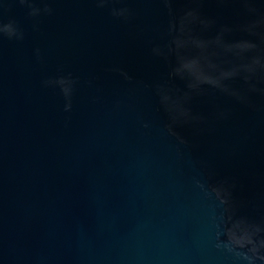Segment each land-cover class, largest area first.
I'll return each instance as SVG.
<instances>
[{"label":"water","instance_id":"obj_1","mask_svg":"<svg viewBox=\"0 0 264 264\" xmlns=\"http://www.w3.org/2000/svg\"><path fill=\"white\" fill-rule=\"evenodd\" d=\"M49 6L52 15L33 21L0 0L2 19L25 32L22 42L0 41V264H230L214 247L216 202L196 181L224 182L240 214L264 216V100L253 112L218 98L231 117L180 129L188 145L179 146L137 83L168 71L150 52L167 23L161 6L128 0L129 23L92 0ZM238 8L202 5L230 23ZM68 74L77 84L64 112L58 89L42 81ZM193 107L213 111L204 100Z\"/></svg>","mask_w":264,"mask_h":264},{"label":"clouds","instance_id":"obj_2","mask_svg":"<svg viewBox=\"0 0 264 264\" xmlns=\"http://www.w3.org/2000/svg\"><path fill=\"white\" fill-rule=\"evenodd\" d=\"M26 8L28 18L38 21L52 15L50 0H14ZM98 9L108 8L116 20L129 23L135 12L128 0H92ZM167 15L161 32V43L151 47V56L163 61L168 71L152 84L138 81L155 97L158 109L164 114L161 131L179 146L188 140L179 131L191 128L203 130L211 122L228 120L231 109L215 103L218 98L231 104L258 111L264 100V0H213L216 4H237L241 19L235 23L221 22L202 10L206 0H155ZM37 24H33V29ZM239 34V35H237ZM25 32L14 19L5 22L0 10V41L22 42ZM40 59L39 49L35 52ZM125 81L133 77L121 69H113ZM77 80L70 74L42 81L45 88L58 89L64 101L63 111L70 112ZM204 100L213 105L211 113L194 110V101ZM144 128L149 124L144 123ZM206 196L216 202L213 217L216 233L214 247L230 264H264V216L240 214L237 203L224 182L210 184L196 181Z\"/></svg>","mask_w":264,"mask_h":264}]
</instances>
